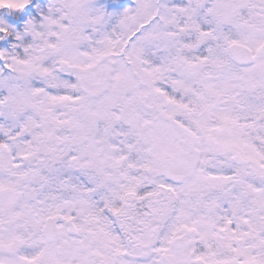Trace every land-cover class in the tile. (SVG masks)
Returning a JSON list of instances; mask_svg holds the SVG:
<instances>
[{
    "label": "snow or ice",
    "instance_id": "6c2138e0",
    "mask_svg": "<svg viewBox=\"0 0 264 264\" xmlns=\"http://www.w3.org/2000/svg\"><path fill=\"white\" fill-rule=\"evenodd\" d=\"M0 264H264V0H0Z\"/></svg>",
    "mask_w": 264,
    "mask_h": 264
}]
</instances>
